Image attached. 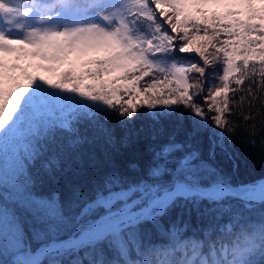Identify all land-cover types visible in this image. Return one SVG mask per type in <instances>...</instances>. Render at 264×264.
Listing matches in <instances>:
<instances>
[{"label": "snow or ice", "instance_id": "obj_1", "mask_svg": "<svg viewBox=\"0 0 264 264\" xmlns=\"http://www.w3.org/2000/svg\"><path fill=\"white\" fill-rule=\"evenodd\" d=\"M237 131L264 149V0H0V264H264V179L214 165Z\"/></svg>", "mask_w": 264, "mask_h": 264}, {"label": "trees", "instance_id": "obj_2", "mask_svg": "<svg viewBox=\"0 0 264 264\" xmlns=\"http://www.w3.org/2000/svg\"><path fill=\"white\" fill-rule=\"evenodd\" d=\"M165 28H167V25H165ZM177 43H179V41H177ZM177 55L187 57L189 54L177 53ZM196 59L198 60L199 57H196ZM219 67L220 66L217 65V68ZM212 71L213 69H208V73H211ZM35 74L39 75L40 73ZM213 79L214 77L211 75L206 76V90L209 87L207 82ZM203 95H205V93H202L201 96L196 97L197 101L202 104L203 100L201 99V97ZM204 107L206 111L207 105H204ZM149 112L150 110L146 108L140 109V112L137 113L138 118H134V124H132V127L143 128L146 125L151 124L153 117L148 115ZM140 113H144V115H141ZM213 114L214 113H209V115ZM113 115H115V113H113ZM186 116L189 117L188 120L185 119ZM173 119H175V117ZM179 119L186 125L190 122L191 119L188 110L184 109L183 106H180ZM195 119L198 120L199 118ZM233 119H235V117H233ZM212 129H214L216 132L221 131L220 129H215L214 125L212 126ZM212 129H210L208 133L205 134V138L201 139L202 144H207L206 137L210 136ZM20 147H22V145H20L18 141H15L11 138L0 139V170H2L4 174H8L11 172L13 167L14 154ZM230 151L234 154L235 163L238 165V167H234L233 160L228 159V157L221 153L219 149H217V156L214 161V165L223 170V173L229 177L233 185L253 184L264 178V149H261L259 144H257V146L255 147L251 146L247 142L246 134L243 131H237L233 134ZM146 154V151L144 153H141L139 148H129L126 151L117 152L110 160L108 153L105 152L103 148H101L99 153L94 157L95 164L97 165V167H95V173L99 174L102 173L105 168L116 166L124 171H127L129 179H134L135 174L128 171V163L132 160H136L143 164V157H145ZM78 179L82 180L83 178H77L73 176H58L54 180L45 178L42 185H37V190L45 195L53 190H59L61 193H63L66 192L68 184L70 182H74ZM7 195L8 194L6 192L3 193V196L5 198H7ZM8 205L9 207H11L12 201L9 200Z\"/></svg>", "mask_w": 264, "mask_h": 264}, {"label": "rangeland", "instance_id": "obj_3", "mask_svg": "<svg viewBox=\"0 0 264 264\" xmlns=\"http://www.w3.org/2000/svg\"><path fill=\"white\" fill-rule=\"evenodd\" d=\"M43 75H45V76H49V74H43ZM49 77H51V76H49Z\"/></svg>", "mask_w": 264, "mask_h": 264}, {"label": "water", "instance_id": "obj_4", "mask_svg": "<svg viewBox=\"0 0 264 264\" xmlns=\"http://www.w3.org/2000/svg\"><path fill=\"white\" fill-rule=\"evenodd\" d=\"M248 186H251V185H248ZM234 187H237V186H234ZM239 187H243V186H239Z\"/></svg>", "mask_w": 264, "mask_h": 264}]
</instances>
